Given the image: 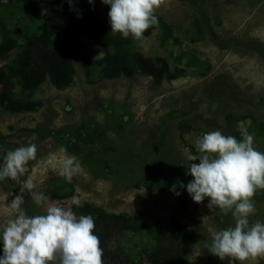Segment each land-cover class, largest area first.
Wrapping results in <instances>:
<instances>
[{
  "label": "rangeland",
  "instance_id": "obj_1",
  "mask_svg": "<svg viewBox=\"0 0 264 264\" xmlns=\"http://www.w3.org/2000/svg\"><path fill=\"white\" fill-rule=\"evenodd\" d=\"M48 2L0 0V42L9 37L16 45L0 57V66L11 62L40 34ZM84 2L88 0H72L70 16ZM91 4L111 27L110 5L101 0ZM156 14L170 24L171 34L165 36L154 29L134 39V44L146 57H165L174 78L159 85L141 73L106 79L97 66L86 76L75 64L73 82L66 88L57 89L46 80L30 92L16 84L15 96H29L37 104L24 111H9L0 105V150L6 154L29 143L37 145V158L29 162L21 180L32 179L35 191L46 199L37 206L25 192L23 207L29 215L45 214L49 204L71 207L79 215L73 202L79 200L127 220L154 224L175 216L197 236L188 251L190 264H229L228 258L212 255L209 247L213 231L234 226L231 213L210 209L208 198L196 203L187 191L174 194L172 176L186 185L192 179L186 175L187 156L197 155L195 141L208 131L221 130L242 139L241 131L247 129L255 137L256 149L264 152V59L248 47H232L210 38L213 31L221 40L248 39L264 47V0H165ZM84 42L95 59L107 51L89 38ZM218 77L226 82L221 92L200 102ZM180 119L188 121L191 129L181 133L176 126ZM61 147L81 164L71 182L58 174L64 158ZM103 158L113 161L121 173H134L123 181L99 179L91 170ZM20 187L11 179L0 181V226L9 218L4 197L12 193L6 200L10 203ZM254 201L256 214L249 217L250 224L264 222V190L255 194ZM148 242L144 232L118 222L110 225L103 250L125 256L127 264H146ZM108 255L102 257L103 264L112 263ZM244 264H264V257L249 258Z\"/></svg>",
  "mask_w": 264,
  "mask_h": 264
},
{
  "label": "clouds",
  "instance_id": "obj_2",
  "mask_svg": "<svg viewBox=\"0 0 264 264\" xmlns=\"http://www.w3.org/2000/svg\"><path fill=\"white\" fill-rule=\"evenodd\" d=\"M101 2L110 5L111 32L139 40L150 27L158 26L156 10L165 0ZM241 137L224 135L221 130L205 132L195 141L198 154L187 156L186 175L192 179L186 191L192 200L202 203L208 198L207 207L219 208L225 215L231 213L234 219V226L211 233L209 247L212 255L220 260L228 258L229 264L264 257V222H249V217L256 214L254 196L264 190V152L256 149L255 137L247 129L241 131ZM37 151L35 143L16 147L6 152L0 165V181L11 179L21 185L10 203L6 200L13 194L4 197L9 218L0 226V264H103V249L92 215H77L71 207L55 204H49L45 214L29 215L23 207L25 192L31 194L37 206L46 199L35 191L37 185L32 179L21 180L28 172L29 162L37 158ZM59 151L64 158L58 174L71 182L81 171V164L64 147ZM175 187L171 190L179 195ZM180 187L185 185L181 183ZM73 202L82 206L79 200ZM187 259L191 261V255Z\"/></svg>",
  "mask_w": 264,
  "mask_h": 264
},
{
  "label": "trees",
  "instance_id": "obj_3",
  "mask_svg": "<svg viewBox=\"0 0 264 264\" xmlns=\"http://www.w3.org/2000/svg\"><path fill=\"white\" fill-rule=\"evenodd\" d=\"M71 1L49 0L43 15L40 34L33 36L22 52L11 62L0 66L1 106L9 111L33 109L37 101L31 100L29 96L25 98L15 96L13 89L16 84L22 90L30 92L46 80L57 89L66 88L73 82L76 73L75 64L80 66L86 76L89 75L92 67L97 66L102 78H132L141 73L150 76L156 85L176 76L171 72L165 57H146L136 49L131 36L125 39L119 33H112L111 27L93 4L84 2L77 5L74 15L70 16ZM156 16L159 20L158 26L150 27L143 36L149 35L154 29H160L165 36L171 34L170 24L160 15L156 14ZM84 38L91 39L107 51L101 58H93L86 47ZM210 38L216 43H226L225 45L232 47H248L264 59V47L251 40L239 38L221 40L213 31L210 33ZM15 47V41L5 37L0 42V57H4ZM223 84H226L224 78H215L206 94L200 98V102L207 100L211 95L216 96L220 93ZM186 112L183 111L182 114L185 115ZM176 126L181 133L191 129V124L184 119H180ZM194 152L198 154L196 150ZM4 155L5 153L0 150V165L3 163ZM198 162L194 161V163ZM91 171L99 179L113 178L121 181L131 172V170H124L121 173L109 158H103ZM132 173L134 172L130 173L131 176ZM172 182L180 194L186 191V184L176 175L172 176ZM181 183L185 187H180ZM81 205L76 206V210L79 215L90 214L94 217L95 234L100 238L102 249H106L104 241L110 225L120 222L134 231L144 232L149 238L144 248L146 264H190L187 259L188 251L196 242L197 236L195 231L180 218L172 216L167 222L151 224L136 219L127 220L86 202ZM99 230H103V233L99 234ZM2 249L3 245L0 243V255L3 254ZM106 251L103 250L104 257L108 255ZM108 259L112 261L110 264L129 262L125 256H120L118 253L108 255Z\"/></svg>",
  "mask_w": 264,
  "mask_h": 264
}]
</instances>
